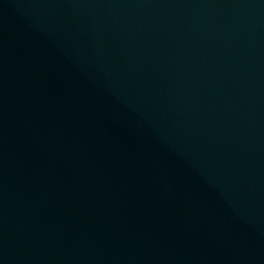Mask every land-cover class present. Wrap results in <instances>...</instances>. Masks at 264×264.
I'll return each instance as SVG.
<instances>
[{"label": "water", "instance_id": "obj_1", "mask_svg": "<svg viewBox=\"0 0 264 264\" xmlns=\"http://www.w3.org/2000/svg\"><path fill=\"white\" fill-rule=\"evenodd\" d=\"M0 264H264V0H0Z\"/></svg>", "mask_w": 264, "mask_h": 264}]
</instances>
